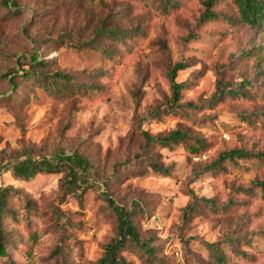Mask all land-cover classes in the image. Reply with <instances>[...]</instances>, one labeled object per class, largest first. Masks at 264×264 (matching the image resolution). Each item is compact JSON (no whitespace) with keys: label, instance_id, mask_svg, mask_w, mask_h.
Segmentation results:
<instances>
[{"label":"rangeland","instance_id":"1","mask_svg":"<svg viewBox=\"0 0 264 264\" xmlns=\"http://www.w3.org/2000/svg\"><path fill=\"white\" fill-rule=\"evenodd\" d=\"M5 1L0 150L83 155L94 182L82 196L67 195L61 175L21 181L1 173L0 184L17 194L1 224L0 264H96L116 226L103 193L132 209L140 239L156 248L147 261L128 243L121 256L132 264H218L206 244L221 250L225 264H264V160L224 162L197 176L223 151L264 152V22L254 28L238 21L233 0H214L216 18L208 21L199 20L205 0ZM100 25L125 37L100 40V49L67 46L91 38ZM34 56L47 72L91 86L86 95H53L25 82L21 74ZM176 63L186 68L177 73L184 88L172 105L167 72ZM218 86L243 94L217 99ZM172 130L195 140L143 149L141 132ZM195 141L205 146L207 162L192 157ZM146 160L169 167V175L153 173ZM190 191L213 205L198 202L188 213Z\"/></svg>","mask_w":264,"mask_h":264},{"label":"trees","instance_id":"2","mask_svg":"<svg viewBox=\"0 0 264 264\" xmlns=\"http://www.w3.org/2000/svg\"><path fill=\"white\" fill-rule=\"evenodd\" d=\"M6 0L3 3L4 7L8 6ZM52 3L61 1L63 3H76L77 0H49ZM214 0H205L203 2L204 12L200 16V21L214 20L216 14L211 11ZM233 4L237 9L238 21L243 22L250 27L258 28L264 22V0H233ZM13 6V2L11 1ZM170 2H163L162 8L169 7ZM67 35V34H66ZM125 37V32L118 29H113L100 25L96 28L91 38L84 42L74 44L71 41L67 46L82 50L86 48L100 49V40H110L117 42ZM70 38V37H69ZM46 64L38 61L37 56H34L29 63L27 70L23 71L21 76L25 82H38L45 90L50 94L56 95H86L87 89L91 86L81 87L77 85L74 79L64 73L53 72L49 73L45 70ZM186 66L183 63H176L173 68L167 72L168 83L170 87L172 105H176L181 99V91L184 88V83L176 81L178 72L183 71ZM229 94L232 96L243 94L240 91H231L225 93L221 87L218 86V91L214 97L220 99L222 96ZM141 137L144 142L143 149L157 146L160 149H170L173 146L186 144L189 140L194 141L187 132L181 130H172L166 134H157L151 136L148 132H141ZM197 146H190V153L193 154V158L197 162H207L209 158L205 155V146L199 141L194 142ZM255 161L264 160V152L254 154L252 152H246L242 149H232L219 153L212 163L208 164L202 171L198 173V177L208 172L216 171L219 165L224 162H234L235 160H249ZM147 161V166L153 173L159 175H169V167H163L156 162ZM9 173L14 179L21 181H29L37 175H61L60 186L61 191L64 194H77L82 196L86 190L93 184L92 180L93 171L90 161L83 155L79 154H65L63 152H57L49 157H37L30 148H21L19 150L8 151L6 149L0 150V174ZM259 188L261 191L262 199H264V179L260 182ZM16 190L12 186H4L0 184V259H6L5 252V235L2 232L1 224L5 223L7 219L12 216L11 201L16 198ZM189 197L192 201V205L189 208V212L194 209L192 206L198 202H204L208 206H212L213 203L209 199L197 198L195 194L190 191ZM103 198L111 210L115 219V236L111 239L103 249L101 257L97 260L96 264H132L126 261L121 256V251L126 247L128 243L137 246L147 261L155 259V249L148 245L147 242L140 239L132 222L133 211L131 208L120 206L116 204L112 198L103 193ZM137 205L136 203L134 206ZM187 217V213L183 214ZM210 251L214 252V256L217 258L218 264H225L226 258L221 253V250L217 247L214 249V244H206ZM161 248V255L166 258L164 254L163 246ZM5 264H15L8 261ZM147 264V262H146Z\"/></svg>","mask_w":264,"mask_h":264},{"label":"built area","instance_id":"3","mask_svg":"<svg viewBox=\"0 0 264 264\" xmlns=\"http://www.w3.org/2000/svg\"><path fill=\"white\" fill-rule=\"evenodd\" d=\"M175 257H180V254L175 253ZM180 264H183V263H180Z\"/></svg>","mask_w":264,"mask_h":264}]
</instances>
